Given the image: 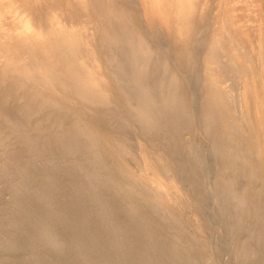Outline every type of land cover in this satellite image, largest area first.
<instances>
[{"label": "rangeland", "instance_id": "obj_1", "mask_svg": "<svg viewBox=\"0 0 264 264\" xmlns=\"http://www.w3.org/2000/svg\"><path fill=\"white\" fill-rule=\"evenodd\" d=\"M232 2L202 5L185 47L159 15L127 14L139 25L126 38L112 27L125 40L109 100L78 101L82 114L40 105L15 116L19 133L0 122V264H264V0ZM144 47L152 55L137 63ZM149 102L151 123L135 113ZM77 119L122 144L89 141Z\"/></svg>", "mask_w": 264, "mask_h": 264}, {"label": "bare ground", "instance_id": "obj_2", "mask_svg": "<svg viewBox=\"0 0 264 264\" xmlns=\"http://www.w3.org/2000/svg\"><path fill=\"white\" fill-rule=\"evenodd\" d=\"M207 1L208 0H0V122H6L5 125L7 124L8 126L4 128H8L12 133V131H17L19 127V124H17L18 126L16 125L17 121L15 120L19 119L15 118V116L19 114L28 115L38 113L42 111L41 108L39 109L40 105L48 106L49 104L50 108L53 107L57 109L58 103L62 102L67 111L71 110L79 114H82V112L80 111L81 109H77L76 105H79L82 101L95 102L96 106L101 105L109 100L111 92L113 91L112 89L116 88V82L120 79L118 78L116 81L112 75L113 72H110L112 71L110 66L120 62L119 57L115 54V52L119 54L120 51H116L115 48H121L122 42H124L129 34L127 29L130 28V26L137 27L139 25L136 26L134 22L128 23L133 18H129L130 16L128 17L127 14H144L148 16V19H152L156 15H159L163 26L169 29L173 41H180L185 47L186 44L190 42L192 31L195 29L196 17L194 18V14H206L204 11L205 7L203 9L202 5H205ZM235 3L232 2V0H228V5H225L226 8H224V11L228 12L231 7L235 6ZM247 3L248 2H246V4ZM81 15H84V23L74 24V19H78ZM78 21L79 19L77 22ZM116 25L122 26L123 30L125 27V33L127 32L125 38L113 33L112 29L114 28L112 27ZM129 46L132 51H138L139 45L135 46L133 43H130ZM147 47L149 48L150 46ZM150 50L148 51L145 47L144 49H139L140 57L138 56L136 60L137 63L146 60L150 54L152 55V53H149ZM180 53L179 58L186 61V54L183 51H180ZM205 59L207 63H211L214 58L208 56ZM146 63L144 65H146ZM136 67L138 68V66ZM213 72L214 69L212 71L211 65V68H208L207 75L209 78L208 81L212 84H210V86L214 87L216 83L214 75L217 74L215 72L213 74ZM126 73L128 72L126 71ZM216 77L218 78V76ZM175 78H173L172 84H174ZM119 87L120 86H118V89ZM212 88L209 89L211 91L209 93V99L207 98L208 103L206 102V105L212 111L213 109L221 110L223 106L222 94L219 91L221 89L219 87V90ZM149 96L146 98L149 99ZM78 101H80V103ZM154 103L156 104V101H154ZM154 103L149 102V104L142 106H139L138 103V107H135V113L139 115L143 122L151 123L155 120V117L150 111ZM112 104L113 102L111 105ZM60 109H58V111L63 112ZM37 110L39 111L37 112ZM132 110L134 109L132 108ZM211 110L208 112H211ZM88 114L90 115V113ZM155 115L158 114L155 113ZM209 116H212V114H209ZM53 119L51 120L54 123L55 121H53ZM80 119H77L74 124H79L78 129L80 128L79 130L83 133L82 135L90 138H88L89 141H92V139L95 141L100 138L106 143H109V145L119 146L122 144L120 141L122 139L121 137H113L114 135L112 134V136L110 134L111 132L109 133L105 129L99 127L95 123L97 121L94 120L95 122L91 121V123L87 122L83 125L78 121ZM222 119L224 121V118ZM57 121H59V119ZM51 123L50 126L52 125ZM62 126L63 125L59 127L62 128ZM0 130L2 131V128H0ZM79 130L78 134L80 133ZM82 137L79 135L78 138L77 136L78 139ZM74 140H76V138ZM146 155L149 156L147 153ZM155 157L158 159L160 156ZM156 178L164 181L173 188H178L175 183L176 181L174 182L171 177L165 178L157 175L154 179L156 180Z\"/></svg>", "mask_w": 264, "mask_h": 264}]
</instances>
